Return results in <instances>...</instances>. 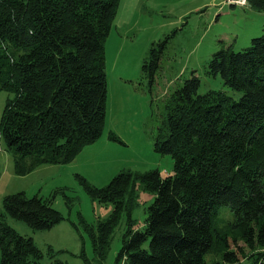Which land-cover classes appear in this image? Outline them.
Here are the masks:
<instances>
[{
    "label": "trees",
    "instance_id": "16d2710c",
    "mask_svg": "<svg viewBox=\"0 0 264 264\" xmlns=\"http://www.w3.org/2000/svg\"><path fill=\"white\" fill-rule=\"evenodd\" d=\"M246 1L264 10V0ZM119 3L0 0V91L12 94L1 113L0 137L16 155L18 173L40 164L67 163L101 135L107 95L104 41ZM154 51L152 63L158 60ZM208 67L241 95L235 99L221 89L199 93L200 79L193 70L167 97L154 148L171 155L172 173L123 169L102 187L76 175L92 198L113 205L96 229L88 225L101 259L124 213L127 224L116 262L235 264L246 259L264 264V34L241 50L221 47ZM109 138L116 139L113 134ZM24 158L30 160L27 167L22 166ZM138 186L153 198L143 226L136 228L130 195ZM220 205L232 210V237L212 227ZM3 208L0 264H41L33 239L7 225L3 214L38 230L59 222L62 214L51 199L28 197L24 191L5 195ZM230 238L241 239L249 254L240 260ZM220 250L223 262L206 261L207 254Z\"/></svg>",
    "mask_w": 264,
    "mask_h": 264
},
{
    "label": "rangeland",
    "instance_id": "374dc122",
    "mask_svg": "<svg viewBox=\"0 0 264 264\" xmlns=\"http://www.w3.org/2000/svg\"><path fill=\"white\" fill-rule=\"evenodd\" d=\"M131 1L123 0L124 6L117 8L104 41L106 110L97 140L83 146L67 163L40 164L18 173L16 155L0 137V214L4 213L5 195L24 191L28 197L51 199L52 207L63 217L51 227L38 230L3 214L7 225L33 239L41 251V264H124L125 259L116 262V256L127 224L125 214L114 228L106 256L101 259L93 250L89 226L96 229L97 222L109 216L113 205L92 198L76 175L83 176L92 186L102 187L123 169L172 173L171 155L154 148L166 117L167 97L194 70L200 79L199 93L221 89L238 99L241 92L225 86L219 75L210 74L208 63L212 53L221 47L241 50L252 38L264 34V10L252 8L247 2L230 5L224 1L226 5L218 10L206 6L196 10L194 7L201 0L189 4L175 0L174 5L169 0H143L138 8ZM179 4L181 7H176ZM152 48L158 57L156 63L149 62ZM11 96L7 90L0 91V117ZM109 134L116 139L109 138ZM22 161L23 167L30 163L28 158ZM130 196L133 226L139 228L144 224L153 194L138 186ZM66 197L70 203H66ZM232 219L230 207L220 205L212 217V227L232 237ZM229 243L240 260L243 253L249 254L241 239L230 238ZM222 252L207 254L206 261L223 262ZM248 263L245 259L235 264Z\"/></svg>",
    "mask_w": 264,
    "mask_h": 264
},
{
    "label": "crops",
    "instance_id": "0c3cea01",
    "mask_svg": "<svg viewBox=\"0 0 264 264\" xmlns=\"http://www.w3.org/2000/svg\"><path fill=\"white\" fill-rule=\"evenodd\" d=\"M124 1H127V0H124ZM133 2H134V4H135V7L136 8H138L139 7V5H140V3L143 1V0H132ZM131 1V2H132ZM170 1V4L171 5H174L175 4V0H169ZM182 0H176V2H181ZM194 1H197V0H185V1H183V2H186V3H191V2H194ZM224 1H226V0H201L200 1V3H198V5H196V7H194V9H196V10H199V9H201V8H203V7H208V8H210V9H212V7L213 8H216L215 10H218V9H220V8H222L223 6H225L226 4L224 3ZM165 2H167V0H165ZM182 2V3H183ZM227 2V1H226ZM124 2H123V0H120V3H119V6L121 5V6H124V4H123ZM169 3V2H168ZM181 3V4H182ZM181 4H179L178 6H176V7H181L180 5ZM230 5H232V4H230ZM118 6V7H119ZM174 8V7H173Z\"/></svg>",
    "mask_w": 264,
    "mask_h": 264
},
{
    "label": "built area",
    "instance_id": "2783aa9c",
    "mask_svg": "<svg viewBox=\"0 0 264 264\" xmlns=\"http://www.w3.org/2000/svg\"><path fill=\"white\" fill-rule=\"evenodd\" d=\"M229 4H237V5H240V4H243L245 2H247L246 0H226Z\"/></svg>",
    "mask_w": 264,
    "mask_h": 264
}]
</instances>
